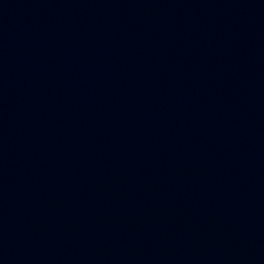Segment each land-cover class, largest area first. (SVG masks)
<instances>
[{
	"label": "water",
	"instance_id": "1",
	"mask_svg": "<svg viewBox=\"0 0 264 264\" xmlns=\"http://www.w3.org/2000/svg\"><path fill=\"white\" fill-rule=\"evenodd\" d=\"M0 264H264V0H0Z\"/></svg>",
	"mask_w": 264,
	"mask_h": 264
}]
</instances>
